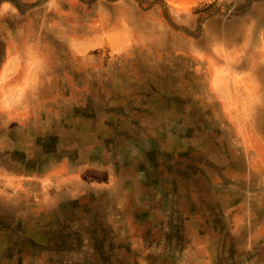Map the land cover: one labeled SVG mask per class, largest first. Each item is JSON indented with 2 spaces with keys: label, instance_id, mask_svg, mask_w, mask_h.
<instances>
[{
  "label": "rangeland",
  "instance_id": "1",
  "mask_svg": "<svg viewBox=\"0 0 264 264\" xmlns=\"http://www.w3.org/2000/svg\"><path fill=\"white\" fill-rule=\"evenodd\" d=\"M262 75L264 0H0V264H264Z\"/></svg>",
  "mask_w": 264,
  "mask_h": 264
},
{
  "label": "bare ground",
  "instance_id": "2",
  "mask_svg": "<svg viewBox=\"0 0 264 264\" xmlns=\"http://www.w3.org/2000/svg\"><path fill=\"white\" fill-rule=\"evenodd\" d=\"M166 43V42H165ZM170 56V55H169ZM152 69V68H151ZM137 71V70H136ZM261 75V74H260ZM263 76V75H262ZM264 77V76H263Z\"/></svg>",
  "mask_w": 264,
  "mask_h": 264
}]
</instances>
